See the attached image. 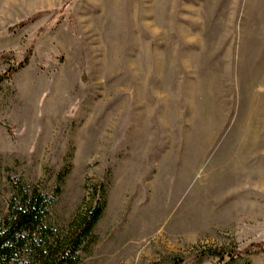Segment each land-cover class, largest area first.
Masks as SVG:
<instances>
[{
	"label": "rangeland",
	"instance_id": "obj_1",
	"mask_svg": "<svg viewBox=\"0 0 264 264\" xmlns=\"http://www.w3.org/2000/svg\"><path fill=\"white\" fill-rule=\"evenodd\" d=\"M29 48L0 89V216L36 187L67 226L104 187L81 264L264 242V0H0V53Z\"/></svg>",
	"mask_w": 264,
	"mask_h": 264
},
{
	"label": "trees",
	"instance_id": "obj_2",
	"mask_svg": "<svg viewBox=\"0 0 264 264\" xmlns=\"http://www.w3.org/2000/svg\"><path fill=\"white\" fill-rule=\"evenodd\" d=\"M36 15L30 20H34ZM21 22L20 25L25 24ZM41 32H39V35ZM32 48L17 61L13 51L0 53V60L8 68L0 74V89L5 80L29 63ZM99 195V196H98ZM53 200L36 187L20 188L11 200L7 213L0 216V264H81L82 253L87 252L95 240V228L105 210V190L97 188L67 226L53 219ZM264 250V242L251 243L242 250L227 254L208 250L225 264H234L243 254L253 255ZM178 264H184L178 259Z\"/></svg>",
	"mask_w": 264,
	"mask_h": 264
}]
</instances>
